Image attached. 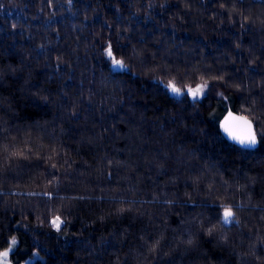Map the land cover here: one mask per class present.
Instances as JSON below:
<instances>
[{"label":"trees","instance_id":"16d2710c","mask_svg":"<svg viewBox=\"0 0 264 264\" xmlns=\"http://www.w3.org/2000/svg\"><path fill=\"white\" fill-rule=\"evenodd\" d=\"M262 21L264 0H0V252L16 236L15 263L264 264ZM229 111L257 145L223 133Z\"/></svg>","mask_w":264,"mask_h":264},{"label":"snow or ice","instance_id":"6c2138e0","mask_svg":"<svg viewBox=\"0 0 264 264\" xmlns=\"http://www.w3.org/2000/svg\"><path fill=\"white\" fill-rule=\"evenodd\" d=\"M223 7V5H222ZM247 19V18H245ZM264 23V21H262ZM105 55L109 58H111V63L113 66H118L121 69H127L128 65L125 64L124 60L117 59L114 56L113 48L111 43H109L105 48ZM163 70V69H162ZM216 80H223V75L214 77ZM209 86L208 80H203L202 83L197 84L195 88L193 87H187V94L191 96L194 100L202 95H204L205 90ZM166 88L170 90L172 94H180L182 92V89L180 87H177L174 80L168 81L166 84ZM221 127L223 128V131L233 140L238 141L242 145H248L252 146L257 143V134L254 131L253 128V121L250 120L247 116H236L233 115L231 112L229 113L228 117L223 121ZM3 152H7V147L5 146L2 149ZM11 156H17V157H23L24 152L23 151H15L10 153ZM51 159V157H49ZM53 168L56 167L55 164L51 165ZM51 183V181H50ZM225 185L227 182H224ZM211 185H209V189L211 190ZM46 195H51V193H46ZM167 203H171V201H166ZM239 207V206H238ZM222 211L219 214V220L222 225H228L230 223H238L239 221L236 220V213L233 209L232 205H221ZM123 211V210H121ZM52 225L56 228H59L62 221L59 216L55 217L51 221ZM215 228V225H213L212 228H209L208 231L212 232ZM13 245L16 243L15 239L12 241ZM158 243V242H157ZM8 251H4L0 253V258H7Z\"/></svg>","mask_w":264,"mask_h":264},{"label":"rangeland","instance_id":"374dc122","mask_svg":"<svg viewBox=\"0 0 264 264\" xmlns=\"http://www.w3.org/2000/svg\"><path fill=\"white\" fill-rule=\"evenodd\" d=\"M183 93V92H181ZM13 239H15L16 243L13 245L12 241ZM17 244H18V238L16 236H14L12 239H11V243L10 245L3 249L0 253L4 252V251H8V256L7 258H0V264H30V263H33L34 261H36L37 259L39 258H43V256L41 255V253L36 250L34 252V254L32 256H30L26 261L22 262V263H15L12 259V253L13 251L15 250V248L17 247Z\"/></svg>","mask_w":264,"mask_h":264},{"label":"bare ground","instance_id":"6f19581e","mask_svg":"<svg viewBox=\"0 0 264 264\" xmlns=\"http://www.w3.org/2000/svg\"><path fill=\"white\" fill-rule=\"evenodd\" d=\"M102 72H103V71H102ZM102 72L99 73V75H101ZM46 73H47V72H45V74H46ZM91 74H92V73H91ZM87 75H88V74H87ZM97 75H98V73H97ZM46 76H47V74H46ZM48 76H49V74H48ZM92 76H93V74H92ZM92 76H89V77L91 78ZM102 76H103V74H102ZM102 76H101V77L97 76V77L102 78ZM86 77H87V76H86ZM86 77H85V79H86ZM95 77H96V76H95ZM97 77H96V78L93 77V78H94V81H95L96 79L98 80ZM49 78H50V76H49ZM90 80H91V79H90ZM97 80H96V82H97ZM99 80H101V79H99ZM99 80H98V85L101 86L100 84L102 83V81H101V83H100ZM83 81H84V80H83ZM87 81H89V79H86V80H85L86 84H87ZM92 81H93V80H91L90 82L92 83ZM99 83H100V84H99ZM84 84H85V83L83 82V85H82V86H85V88L87 87L88 89L90 88L89 86H90L91 84H90L89 82H88V84H90L89 86H86V85H84ZM92 84L96 85V87H97V83H96V84H95V83H92ZM75 86H76V88H77V85H75ZM91 86H92V85H91ZM99 86H98V87H99ZM98 87H97V88H98ZM91 88H92V87H91ZM94 88H95V86H94ZM99 88H101V87H99ZM74 90H75V88H74ZM93 90H94V89H93ZM96 90H97V91H96L95 93L98 92V89H96ZM76 91H77V90H76ZM86 91H87V90H86ZM99 91H101V89H99ZM90 92H92V91H90ZM93 93H94V92H93ZM89 94H90V93H89ZM99 94H100V93H99ZM99 94H98V96H100ZM92 95L94 96V94H92ZM76 96H78V95H76ZM79 97H82V96L80 95ZM100 97H101V96H100ZM100 97H99V98H100ZM97 98H98V97H97ZM102 98H103V97H102ZM153 167H155V166H153ZM149 168H150V167H149ZM155 169H156V168H155ZM148 170H149V169H148ZM152 170H153V169H152ZM145 171H146V170H145ZM155 171H156V170H155ZM148 172H149V171H148ZM148 172H147V173H148ZM155 173H156V172H155ZM157 174H158V170H157ZM154 176H155V175H154ZM147 177H148V176H147ZM148 178H149V177H148ZM150 180L153 181V183H154V180H152V178H151ZM155 181H156V180H155ZM151 183H152V182H151ZM155 184H156V183H155ZM155 188H156V187H155ZM10 240H11V239H10ZM7 246H8V245H7Z\"/></svg>","mask_w":264,"mask_h":264},{"label":"water","instance_id":"95a60500","mask_svg":"<svg viewBox=\"0 0 264 264\" xmlns=\"http://www.w3.org/2000/svg\"><path fill=\"white\" fill-rule=\"evenodd\" d=\"M232 113L233 115H236V116H244V115H242V114H240V113H238V112H235V111H229L227 114H226V116L224 117V119H223V121L226 119V117H228V115H229V113ZM250 119V118H249ZM251 120V119H250ZM223 121H222V123H223ZM222 123H221V125H222ZM222 128V127H221ZM253 128H254V125H253ZM222 131H223V128H222ZM254 131H255V128H254ZM256 132V131H255ZM223 133L225 134V135H227L224 131H223ZM257 134V133H256ZM227 137H229L228 135H227ZM230 138V137H229ZM231 139V138H230ZM233 142H236V143H238V144H240L238 141H235V140H233V139H231ZM258 141H259V138H258V135H257V143L255 144V145H257L258 144ZM255 145H252V146H255Z\"/></svg>","mask_w":264,"mask_h":264}]
</instances>
